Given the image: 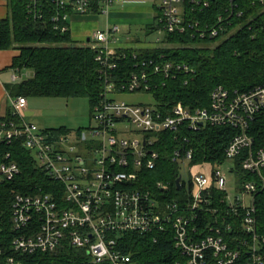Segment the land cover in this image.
Masks as SVG:
<instances>
[{
  "label": "built area",
  "instance_id": "obj_1",
  "mask_svg": "<svg viewBox=\"0 0 264 264\" xmlns=\"http://www.w3.org/2000/svg\"><path fill=\"white\" fill-rule=\"evenodd\" d=\"M28 1L31 13L43 4V0ZM51 1L57 8L52 22L64 32L69 28L72 12L88 15L102 6L107 13L111 6L127 0ZM229 1V17H220V24L213 27L201 28L196 23L191 26L195 34L201 38L218 37L225 30L226 20L235 13L241 16L242 12H235V0ZM182 3L183 0H162L161 33L186 31ZM191 4L208 7L210 1L192 0ZM119 33L120 27L114 25L104 31L96 30L89 37L101 66L104 89L92 110L94 125L81 135H54L28 120L26 97L10 98L14 115L20 121L0 122V144L26 149L37 167L60 186L53 194L15 196L12 221L18 235L13 239V249L22 254L53 253L68 242L84 249L95 264H138L121 250L120 237L127 233H156L172 237L179 254L172 264H264V237L260 240L257 233L255 206L256 195L264 191V147L256 149L248 134L250 123L264 111V84L234 93L223 86L215 87L209 107L194 110L182 103L166 112L158 106L120 101L126 92L149 90L150 75L175 79L179 71L190 69L170 61H143L142 68L153 69L152 73L146 69L134 72L117 88L112 71L122 48H113L119 42ZM206 124L232 126L239 133L229 143L226 160L220 164H193L192 149L172 150V161L180 165L181 172H189L186 181L180 175L181 187L184 182L190 190L186 202H161L153 192L135 187L141 182L144 169L156 167L160 149L167 146L165 133L176 137L184 126L198 130ZM82 143H86L85 155L79 151L78 144ZM13 157L12 151H0V183L15 179L21 172ZM238 159L246 177L235 184L232 193L223 167L232 162L230 172L239 176L235 164ZM157 187L166 188L162 182ZM217 195L218 204L213 206ZM221 205L225 208L221 209ZM234 220L238 229L233 228ZM234 230L242 236L231 237L228 233ZM7 263L15 261L11 258Z\"/></svg>",
  "mask_w": 264,
  "mask_h": 264
},
{
  "label": "trees",
  "instance_id": "obj_2",
  "mask_svg": "<svg viewBox=\"0 0 264 264\" xmlns=\"http://www.w3.org/2000/svg\"><path fill=\"white\" fill-rule=\"evenodd\" d=\"M8 1L10 13L7 17H0V50H18L19 55L13 59L11 68L17 72L33 71L32 77L8 87L11 97L86 98L92 112L104 89L95 51L86 44L73 41L70 26L64 32L61 27L56 28L52 16L57 8L51 0H43L36 13L29 10L28 0ZM191 1L183 0L182 3L186 22L184 33H164L158 48L118 50L117 67L112 71L117 88L125 84L132 73L146 69L140 65L143 61L152 59L174 62L190 69L189 72L179 71L175 79L150 75V89L142 93L151 95L155 100L152 105L162 107L166 112L178 103L191 110L208 108L211 92L218 86L234 93L248 92L264 84V3L261 0H235V12H242V15L235 13L229 21L226 20L223 24L225 30L218 37L201 38L191 26L196 23L201 28L219 25L220 17L230 15V1L209 0L208 7L193 6ZM160 17L159 12L154 31L162 28ZM146 70L150 74L153 71ZM3 120L20 121L12 107L0 122ZM45 129L56 136L69 133L65 128ZM86 130L81 128L77 132L81 135ZM238 133L239 129L232 126L211 124L198 130L184 126L176 137L171 132L165 133L167 146L160 149L161 157L156 167L144 169L141 182L135 187L153 192L161 202H186L190 190L184 182L180 190L177 188L176 181L182 172L180 165L172 161V150L192 149L195 153L193 164H220L226 160V148ZM248 134L256 149L264 147V111L250 123ZM0 151H12L13 159L21 168L15 179L0 183V264H8L11 258L15 264H95L84 249L68 242L53 253L22 254L13 249V239L18 235L12 221L15 196L41 192L53 194L60 186L37 167L30 152L23 147L0 144ZM235 164L242 181L246 176L241 161L238 159ZM159 182L166 186L165 190L157 187ZM217 198L218 195L213 199V206L218 204ZM255 206L257 233L261 240L264 237V191L256 195ZM231 222L233 228L238 229L235 220ZM228 234L242 236L236 230ZM119 244L121 250L130 254L138 264H172L179 257L170 235L127 233L120 237ZM261 253L264 255V244Z\"/></svg>",
  "mask_w": 264,
  "mask_h": 264
},
{
  "label": "crops",
  "instance_id": "obj_3",
  "mask_svg": "<svg viewBox=\"0 0 264 264\" xmlns=\"http://www.w3.org/2000/svg\"><path fill=\"white\" fill-rule=\"evenodd\" d=\"M162 3V1H161ZM113 7V10H110ZM103 7H97L94 11L88 15H79L72 12L69 16L70 33L73 41L79 44H86L92 48L89 43V37L96 30H106L114 25L120 27L119 42L114 43L113 48H138L135 43L141 42V38L138 36H132V31L139 32L140 29L146 28L147 35L153 33L161 34L160 30L154 31L157 27V16L160 12V7L156 5L154 0H127L124 3L115 4L110 7L109 12H103ZM181 9L183 7L181 6ZM100 16L104 17L102 22ZM164 33L162 38L157 39V44L154 47L149 45L144 48L138 49H153L158 48L162 44ZM126 41V42H125ZM128 43V44H124ZM153 46V45H151ZM146 47V48H145ZM93 49V48H92ZM19 55V51L16 49L0 50V119L5 118L10 111V92L8 87L12 84L23 81L28 74L17 72L12 66L13 59ZM33 76V72L28 78ZM30 113H33L31 115ZM27 117L34 116V112L27 108ZM31 122L40 124L39 119H28ZM39 121V122H38ZM43 121L41 122V124ZM81 129V128H79Z\"/></svg>",
  "mask_w": 264,
  "mask_h": 264
},
{
  "label": "rangeland",
  "instance_id": "obj_4",
  "mask_svg": "<svg viewBox=\"0 0 264 264\" xmlns=\"http://www.w3.org/2000/svg\"><path fill=\"white\" fill-rule=\"evenodd\" d=\"M156 5L160 7L162 0H154ZM113 10V7L110 9ZM10 13V6L8 0H0V17H7ZM102 22L104 17L100 16ZM146 28H142L137 31H132V36H138L141 38V42L135 43L136 47L144 48L149 45L154 47L157 44V39L162 38L163 33H153L147 35ZM126 42V41H125ZM124 44H128L125 43ZM153 45V46H151ZM147 47V46H146ZM145 47V48H146ZM32 70H25L23 73L31 75ZM25 76L23 80L28 79ZM114 79V76H113ZM116 84V83H115ZM28 109L34 112V116L27 117L28 119H39L43 123L39 122L42 128H65L73 135L77 132V129H88L94 125L92 120V112L90 111L89 101L86 98L76 99H63V98H41V97H28ZM120 101H124L131 104H155V100L149 94L136 92V93H124L119 97ZM88 132V131H87ZM124 137H130L126 135ZM79 151L82 154L87 153L86 143L78 144ZM233 165L229 162L224 165L223 170L226 172L229 182V189L232 193L235 192V184L240 181V177L236 173L230 172V167ZM188 169L182 171L183 179L186 181L188 178Z\"/></svg>",
  "mask_w": 264,
  "mask_h": 264
},
{
  "label": "water",
  "instance_id": "obj_5",
  "mask_svg": "<svg viewBox=\"0 0 264 264\" xmlns=\"http://www.w3.org/2000/svg\"><path fill=\"white\" fill-rule=\"evenodd\" d=\"M31 115H33V113H30ZM181 180H182V176H179V178L176 181L177 184V188L180 190L181 189Z\"/></svg>",
  "mask_w": 264,
  "mask_h": 264
}]
</instances>
